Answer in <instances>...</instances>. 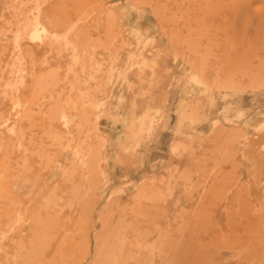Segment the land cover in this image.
I'll use <instances>...</instances> for the list:
<instances>
[{"label": "rangeland", "instance_id": "rangeland-1", "mask_svg": "<svg viewBox=\"0 0 264 264\" xmlns=\"http://www.w3.org/2000/svg\"><path fill=\"white\" fill-rule=\"evenodd\" d=\"M35 16L49 29L42 40L28 37ZM75 54L100 63L101 79L113 59L147 61L130 75L137 115L177 103L176 113L185 98L188 110L202 99L219 113L232 92L264 88V0H0V264H264V117L218 115L172 176L126 187L145 162L109 155L112 128L89 102L111 87Z\"/></svg>", "mask_w": 264, "mask_h": 264}, {"label": "bare ground", "instance_id": "bare-ground-1", "mask_svg": "<svg viewBox=\"0 0 264 264\" xmlns=\"http://www.w3.org/2000/svg\"><path fill=\"white\" fill-rule=\"evenodd\" d=\"M106 15L110 21H118L120 17L118 9L114 8L108 9ZM27 25L29 26L28 37L32 40H42L44 35L49 32L48 27L40 21L39 16H35L34 20L28 22ZM20 26L21 24L18 25V30H16L15 43L17 46L22 38ZM132 30L141 33V29L137 27H132ZM51 41L70 44L66 34L55 33L52 35ZM74 64H82V71L88 72L90 80H96L98 85L111 87V91L107 94V101L96 100L89 102V105L97 110L98 118L105 120V123L112 128L106 139L111 158L121 159V154H131V158H133L136 154H139L144 163L146 161L145 150L149 144L158 142V136L164 129V127H161V123L166 118V115L169 114L168 111L152 110L149 105H146L144 107L141 106V113L137 115V110L140 108L139 102L136 99L128 100V92L137 84L130 75L133 74L134 70H137L135 74L137 77H141L148 67V62L144 60L142 63L136 64L129 60L120 66L119 61L113 59L105 77L102 79L99 76L101 73L100 63H84L81 61L80 56L75 54ZM149 65L151 66L150 70L153 76H155L157 66L159 67V61L151 60ZM87 67L90 68L88 69ZM70 69L68 72H73ZM68 81L69 85H79L74 79H69ZM197 83L200 86H209L201 76L198 78ZM38 85H44L42 88H45L46 85H52V78H48L47 80L41 79ZM124 85L127 86L125 87ZM210 87L212 89L215 88L214 85H210ZM246 95H249L247 99L245 98ZM81 96L83 98H90L84 92L81 93ZM231 97V100L225 103L219 113L210 108L207 100H196L190 110L186 107V98L183 103L181 102L180 107L176 111L178 116L176 135L179 136V139L170 147V159L168 161L164 159L160 161V167L167 172L168 176H172L178 167L179 163L177 159L180 152H187L192 143L203 140L204 133L198 131L200 127L204 124H210L212 128L219 126L221 119L216 115L223 117L232 124H241L244 121L255 124L259 117H264V88L258 87L247 91H234L231 93ZM112 101H115V103L112 104ZM214 116L216 117L214 118ZM119 124H121V127ZM194 130H196L195 134L191 133ZM142 149L144 151H141ZM192 161L186 160L187 169ZM153 167L155 168L156 164ZM127 180L128 175L126 176ZM151 183H155V178L152 179ZM124 186H136L143 189L146 183L145 180L127 181L124 183ZM149 186L150 184H148ZM100 247L101 242L99 239L98 248ZM95 256L99 257L100 253L96 252Z\"/></svg>", "mask_w": 264, "mask_h": 264}, {"label": "crops", "instance_id": "crops-1", "mask_svg": "<svg viewBox=\"0 0 264 264\" xmlns=\"http://www.w3.org/2000/svg\"><path fill=\"white\" fill-rule=\"evenodd\" d=\"M249 95H246L245 98L247 99ZM178 102V101H177ZM172 107V112L166 115V118L163 120L161 127H164L161 134L158 136L159 140L157 143L149 144L148 148L145 150L146 153V161L144 166L137 172H129L128 174V182L135 181L140 177V175H145L147 179L152 180L155 178V183L158 185V180H160V176L166 173L163 168L160 166V161L165 160L168 161L170 159V147L172 144L179 139V136L176 135L177 132V123H178V116L174 112V109L177 108V103ZM218 116V115H216ZM214 116V118L216 117ZM203 126H210V124H204ZM121 127V126H120ZM201 131V127L198 129ZM210 132V131H209ZM206 132L205 134H208ZM121 160V159H119ZM156 164L154 168L153 165ZM131 163L129 161L128 169L131 171ZM113 170L116 171L120 169L117 163H113ZM162 216V215H161Z\"/></svg>", "mask_w": 264, "mask_h": 264}]
</instances>
